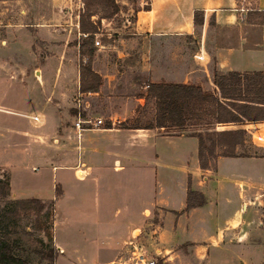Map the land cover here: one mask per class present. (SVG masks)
Returning a JSON list of instances; mask_svg holds the SVG:
<instances>
[{
    "label": "crops",
    "instance_id": "crops-1",
    "mask_svg": "<svg viewBox=\"0 0 264 264\" xmlns=\"http://www.w3.org/2000/svg\"><path fill=\"white\" fill-rule=\"evenodd\" d=\"M114 1L118 11L111 18L100 19L99 36L102 43L99 44V73L92 68L100 76L99 94L102 88L111 93V96L105 95L111 101L105 113L112 117L132 116L135 108L143 104L140 94L148 82L162 80L194 84L212 91L213 71L264 69V0H251L250 10L242 22L237 20L238 13L233 10L239 0H133L135 7L127 25L124 24L127 18L122 14L125 8L121 7L124 2L120 1L119 4V0ZM195 11L202 13V24L198 29L193 24ZM118 15L122 22L121 27L117 28L115 18ZM77 21L78 18L73 24L76 27V38ZM91 67H95L94 60ZM120 69L134 70L133 74L143 75L145 80L142 82L141 93L118 96L121 90L119 85L130 86L131 83L133 86V80H125L120 84ZM0 112L10 111L0 107ZM110 120L111 124L118 122L114 118ZM239 126L222 124L213 128L223 130ZM101 127L99 139L86 140L83 150L75 157L69 152L58 154L66 164H51L55 173L51 172V186L43 190V193L38 189L36 191L39 195L18 196L11 189L9 179L10 191L18 198L35 197L44 201L53 199L51 233L52 245L57 251L53 264H131L130 244L142 246L146 253L147 250H153L154 254L157 251L163 260H170L172 247L182 244L180 253L185 254L187 251L193 258L199 259L202 255L197 245L221 242L230 228H234L235 223L232 224L231 219L236 216L239 207L241 212H246L248 207L253 212L245 200L250 192L248 175L237 190L231 181L236 175L227 178L220 174L221 169L228 164L226 162L232 164L235 157H216L215 172L212 173L209 168L200 169L198 166L195 137L180 134L169 139L152 140L146 131L148 129L137 133L142 129L116 128L108 124ZM250 127L255 125L243 126L246 133ZM0 130L5 131L6 143L8 134L18 138L16 143L11 139L9 142L11 146H19L21 151H25V144H31L30 140H35L37 136L36 127L22 122L8 124L0 121ZM137 136L143 137L137 141ZM105 156H112L113 169L116 170L114 173L123 170L125 166L122 164L129 166L136 160H141L140 165H152L151 170L155 164H164L162 175L165 181L161 185L158 183L154 194L150 191L147 195L145 192L140 194L139 205L136 206L135 200H130L136 194L135 183L133 188L126 187L120 191L121 184H116L118 181L112 179L108 183L104 182V178H108L103 173L105 164L102 159ZM172 168L178 172V178L173 179L171 171L167 172ZM70 173L76 179L88 178V184L96 190L91 197L79 196V189L73 194L64 190L61 182L64 183ZM202 173L211 178L200 179ZM123 179L127 180L128 175H124ZM187 180L191 190L202 194L204 203L185 210ZM225 181L237 190L239 203L231 216L218 220L221 206L218 197L225 187ZM56 187L60 194L55 198ZM214 189H219L216 195L219 201L216 205L218 213L209 216L208 221H197V212L209 204ZM241 201L245 203L241 205ZM89 215L95 217L93 227L86 222ZM248 218L241 216L239 220V241L249 236ZM201 227L205 230H199ZM91 229L93 232H89ZM246 258L259 264L260 258L252 248L246 253Z\"/></svg>",
    "mask_w": 264,
    "mask_h": 264
},
{
    "label": "rangeland",
    "instance_id": "rangeland-1",
    "mask_svg": "<svg viewBox=\"0 0 264 264\" xmlns=\"http://www.w3.org/2000/svg\"><path fill=\"white\" fill-rule=\"evenodd\" d=\"M120 1L124 2L121 7L125 8L122 14L127 18L124 23L127 25V21L132 18L131 11L135 6L132 4L133 0H119V4ZM82 9L83 0H0V107L10 111L0 112V121L8 124L22 122L36 127L37 130L36 139L30 140L31 144H25V151H21L19 146H11L10 139L15 143L19 140L13 134H8L6 143L5 131L0 130V133L2 132L0 178L8 177L11 189L17 192L18 196L39 195L36 190L40 189L43 193V190L51 186L50 175L51 172L55 173V170L51 169V164H66L58 154L69 152L75 157L83 150V143L86 140L99 139V128H103L101 126L108 124L117 128L119 123L130 121L134 117V114L130 117L123 115L112 117L106 114L105 109L111 105V101L107 100L105 95L111 96V93H107L103 90L104 88L100 94L99 87L96 94L81 93L78 90V56L73 45L76 39V27L73 24ZM120 17L118 15L115 18L117 28L121 27ZM94 37L98 40V44L95 46L96 50L92 58L95 67L91 68L99 73V44L102 42L99 33ZM121 71L120 84L125 80L126 82L133 80V86L130 82V86L119 85L121 90L118 96L126 97L141 93L142 82L145 80L143 75L133 74L134 70L120 69L119 72ZM77 113L85 114V117L89 119L101 118L102 125L84 133L82 131L77 133L73 126ZM31 116H36L37 120L33 121ZM111 118L118 122L111 124ZM248 124H254V130L261 132L264 136V121ZM244 125L246 123L241 125V128ZM207 127L212 128L213 125L188 126L186 129L188 131L182 133L177 132V128H153L146 131L154 140L169 139L180 134L194 137L192 135L194 130ZM143 130L145 129L136 132L140 133L139 131ZM140 137L143 136H137V141H140ZM155 149H157L156 146ZM28 152L31 154L26 155ZM235 152L237 155L234 156V162L232 161V164L226 162L228 164L221 169L220 174L226 175L227 178L236 175L231 181L237 190L248 175L247 183L250 192L245 200L248 201L247 205L253 212H250L249 207L246 212L240 211L237 190L225 181V187L218 197L221 204L218 220L231 216L238 208L236 216L231 219V223H235L234 228H230L225 238L217 244L199 243L197 246L201 249L202 255L199 259L193 258L187 251L185 254L180 253L182 244L172 247L170 260H163L164 258L159 254L155 255L153 250H147L146 254L154 259L155 264L159 261L160 264H255V261L246 258L250 248L255 250L260 258L258 263H264V143H253L250 135L245 133L243 143L236 146ZM140 161L136 160L129 166L122 164L125 166L123 170L120 173H114L116 170L113 169L112 156H105L102 159L105 164L103 173L108 175V178H104L105 183L112 179L118 181L116 184H121L120 191L126 187L133 188L135 183L136 194L135 197H130V200L132 202L135 200L136 206L139 205L140 194L145 192L147 195L149 191L154 194L158 183L161 185L165 181L162 175L164 164H155L151 170L152 165L144 163L140 165ZM214 161H209L208 166L212 173L215 172ZM170 171L173 179L178 178L175 168L167 172ZM124 175H128L127 180L123 179ZM202 177L211 178L203 173L200 179ZM97 183L99 189V180ZM61 184L70 194L77 193L78 189L81 190L79 196L91 197L96 191L92 185L88 184V178L76 179L71 173ZM218 191L219 189L212 190L209 204L196 214L197 221H208L209 216L218 213L216 207L219 202L216 196ZM7 199H18V197L10 191ZM4 201L6 198L0 197V203ZM243 203L245 202H240L241 205ZM43 214L44 212L37 220H34V217L22 219L15 225L14 232L11 234L15 239L18 253L30 264H42L38 257L39 241L42 239L48 242L46 230L41 228L46 227L47 233L49 232L51 216ZM241 216L244 219L250 217L248 218L250 226L248 238L239 241L237 228H239ZM86 222L93 227L95 217L89 215ZM199 230L204 231L205 228L201 227Z\"/></svg>",
    "mask_w": 264,
    "mask_h": 264
},
{
    "label": "trees",
    "instance_id": "trees-1",
    "mask_svg": "<svg viewBox=\"0 0 264 264\" xmlns=\"http://www.w3.org/2000/svg\"><path fill=\"white\" fill-rule=\"evenodd\" d=\"M118 11L114 0H83V9L78 15V37L73 45L78 56V90L81 93L97 92L100 76L91 68L96 50L94 35L99 33L100 19H108ZM93 17V18H92ZM193 24L198 29L202 24V13L195 11ZM213 90H204L199 85L174 82H148L140 97L143 104L135 108L130 121L119 123V128L128 129H172L187 132L188 126L256 123L264 121V69L257 71H213ZM76 112L75 110L73 111ZM215 130L197 129L196 156L200 169H208L209 161L218 156L234 157L235 148L244 141L246 130L241 127ZM60 194L55 188V198ZM10 195L8 177L0 178V264H30L17 251L11 234L15 225L25 218H39L44 212L51 216L48 242L39 241L38 257L42 264H53L57 255L52 245L53 199L35 197L7 199ZM204 198L200 192L190 189L187 180L185 207L201 206ZM43 214V215H44ZM156 264H160V261Z\"/></svg>",
    "mask_w": 264,
    "mask_h": 264
},
{
    "label": "built area",
    "instance_id": "built-area-1",
    "mask_svg": "<svg viewBox=\"0 0 264 264\" xmlns=\"http://www.w3.org/2000/svg\"><path fill=\"white\" fill-rule=\"evenodd\" d=\"M250 1L251 0H239L237 6L233 9L238 13L237 20L239 22H242L244 20L246 13L250 10ZM93 44L94 46L98 44V40L95 37L93 40ZM31 119L36 121L37 117L31 116ZM99 125H102L101 118L97 117L94 119H89L86 118L85 115H80L79 113L75 115V120L73 122V126L77 133H80L84 130L94 129L95 127H99ZM247 133L250 135V140L253 143H264V136L261 134V132L254 130L253 127L248 128ZM130 247L131 252L129 256V261L131 264H155L154 259L146 254V251L142 246L130 244ZM155 255H158L157 251L155 252Z\"/></svg>",
    "mask_w": 264,
    "mask_h": 264
}]
</instances>
